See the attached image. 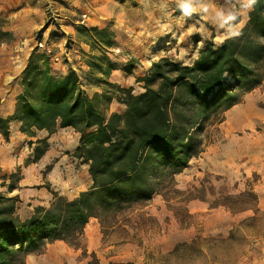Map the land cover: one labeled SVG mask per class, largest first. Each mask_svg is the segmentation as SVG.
Listing matches in <instances>:
<instances>
[{
  "label": "rangeland",
  "instance_id": "rangeland-1",
  "mask_svg": "<svg viewBox=\"0 0 264 264\" xmlns=\"http://www.w3.org/2000/svg\"><path fill=\"white\" fill-rule=\"evenodd\" d=\"M153 1L110 0L111 6H98L100 8L96 9L98 12L104 9L107 19L104 21L97 17V22H92L90 16L95 15L92 7L75 6L68 0H52L54 5L44 6L42 10L43 26L38 29L24 24L14 26V35L2 48L7 67L4 73L12 76L8 79L13 88L8 93L15 95L18 92L19 87L15 84L18 81L20 85L22 72L32 56L33 66L40 68L48 62L61 74L73 70L81 79L85 93L93 97L107 114L122 112L123 107L116 104V93L111 84L128 86L133 93H140L144 90L145 79L153 78L152 72H143L144 66L149 64L148 57H154L150 58L151 64L161 59L179 61L180 49L176 38L169 43L159 39V47L164 50L161 56L149 52L140 60L122 49L128 46L135 33L141 36L147 29H153L156 35L152 37L151 32L150 39L160 33H170V25L162 26L170 17L177 15V20L189 19V13L185 15L181 6H151ZM206 1L230 6L227 13L235 15L236 19L228 23L223 20L224 26L241 23L242 16L248 15L240 12L243 7L241 0ZM118 2L125 4L117 6ZM13 11L14 8L0 12L5 14L0 18L4 27L5 22L17 24L6 18L7 15L12 16L10 13ZM11 18L15 19L14 16ZM38 39L42 40L44 47L36 45ZM196 41L197 36L193 38V42ZM168 44L171 52L167 49ZM117 48L118 52L115 51ZM10 52L16 54L12 59L9 58ZM41 57L44 61H40ZM113 59L116 61L112 62ZM53 63H57L59 69ZM108 64L115 65L113 69L116 71L111 72V68L108 72ZM60 66L65 69H60ZM150 83L157 86L158 80ZM222 116L221 121H204L191 129L195 148L193 155L182 171L158 185L150 199L116 214L91 218L82 237L74 246L69 245L71 251L61 254L64 263L264 264V80L243 94L240 102ZM68 131L73 139L69 134L64 140L59 138L56 146L60 144V158L56 153L52 157L55 163L62 159L61 166L69 168L68 173L64 171L63 191L71 197L82 191H79V186L84 191L91 183L89 186L81 184L88 175L87 165L74 153L79 134L72 129ZM26 145L45 148L43 139H25L22 146ZM19 147L21 149V143ZM50 167L46 165L45 170L50 171ZM11 174L10 181L0 175V195L18 198L14 202L15 215L24 220L40 205L20 200L7 192L6 182L15 185L23 177L19 168ZM39 254H28L25 264H36L35 258ZM42 264L49 263L43 261Z\"/></svg>",
  "mask_w": 264,
  "mask_h": 264
},
{
  "label": "trees",
  "instance_id": "trees-1",
  "mask_svg": "<svg viewBox=\"0 0 264 264\" xmlns=\"http://www.w3.org/2000/svg\"><path fill=\"white\" fill-rule=\"evenodd\" d=\"M238 33L219 43L207 40L190 65L154 62L153 78L145 79L140 93L111 84L123 110L110 114L85 93L73 70L61 74L48 62L33 66L31 56L13 115L0 117V133L7 137L12 121L29 137L71 127L79 134L75 156L87 165L92 183L73 199L57 196L48 208L36 206L24 220L15 215L18 198L0 195V264H25L28 254L42 253L56 240L74 246L91 218L147 201L167 177L182 171L195 149L191 129L221 121L264 80V0L251 5ZM10 37L0 19V46ZM44 150L35 148L36 158ZM13 187L10 182L8 189Z\"/></svg>",
  "mask_w": 264,
  "mask_h": 264
},
{
  "label": "crops",
  "instance_id": "crops-1",
  "mask_svg": "<svg viewBox=\"0 0 264 264\" xmlns=\"http://www.w3.org/2000/svg\"><path fill=\"white\" fill-rule=\"evenodd\" d=\"M109 1L110 0H85L83 3L82 0H68V2L73 3L75 6L83 5L92 7L91 10L96 15L95 16L93 14L90 16V20L92 22H97V17L101 18V20L107 19V15L103 14L105 12L104 9L102 12H98L96 9H99L102 6H111ZM205 1L206 0H187V2L191 5V10L188 14V20H185L184 17L182 20H177L178 18L175 17L177 15L170 17L171 19L164 20V24L162 26L167 27V25H170V33H160L156 38L154 37L152 39L149 38L151 32H153L152 37L156 35L153 29H147V32L141 36L138 33H135L130 38L128 46L122 48L123 51H125L131 57H135L140 60L142 59L143 55H146V53L149 52H155L153 55L161 56V52H164V50L162 47H159V39L163 38V40H166V43L167 41L169 43L171 39L176 38L179 42L180 52L177 55V57H179V61H175L188 65L192 64L198 52L203 48L207 40H212L215 43H219L228 37L234 36L231 35L230 32H238L242 26L240 24L246 21L248 18V15H243L241 18V23L237 22L232 27L224 26L222 22V16L218 15V13L229 15L227 12H229L230 6L214 5L208 1ZM241 1L243 2V7L240 9V12L243 11V13L245 12V14H248V12L251 10V6L246 7L248 0ZM183 2L184 0H155L150 5L165 6L168 8L169 6H181ZM52 3V0H0V12L14 8L15 11L10 14H13L12 16H14L15 19L11 18V15L9 17L7 15L6 18H10L11 20L17 22L15 25H12V23L9 25L8 22H5L4 28L8 30L11 35H14V26H18V24H24L28 27H35L38 29L39 27L43 26L44 15L42 10H44V6H53L54 4ZM124 4L125 2H118L117 6H124ZM3 15L5 14L1 13L0 18H3ZM105 25L106 24L103 26ZM196 36L197 41L195 43L193 42V38ZM7 43L8 42H5L0 46V117L3 118L13 115L16 107V95L22 91V86L19 85L17 81L15 86L19 87L18 92H16L15 95L12 92L8 93V90L10 89L12 91L13 87L10 86L11 81L8 79V77L12 78V76L6 75L4 73V71L7 70V67L6 63H4L6 56L2 48H4L5 44ZM169 45L170 44L167 45V49H169ZM86 46L88 48V45ZM68 50L69 49H67V51ZM171 51L172 50L169 49V52ZM87 53L90 52L88 51ZM15 55L16 54H14V52H10L9 58L12 59ZM150 58L153 59L154 57L150 56ZM150 58L148 57L147 63L149 64H146L148 66H144L143 72L150 71L149 69L152 65ZM111 61L114 62L116 59ZM142 63L144 62L142 61ZM53 64L59 69L57 63ZM118 66L119 65H117V67ZM60 69L64 70L65 68L64 66H60ZM113 71H116V69H111V72ZM121 87H124V85H121ZM127 87L128 86H126V88ZM15 89L16 88H14V90ZM116 104L119 103L117 102ZM10 125L11 126H9V134L7 137L0 133V175L4 176L6 181H10L9 175L19 168L23 173V177L19 179L11 191L8 189V184L10 182H6L7 184H4V187L7 188V192L9 194L18 196L20 200L35 203L44 208H48L57 196H66L69 200L76 197V195L69 197L68 193L63 191V187L65 185V181H63V175L65 174L64 171H67V173L69 172L68 166L67 168L62 167V159L55 163V158H53L54 153H56L58 157L60 156V144L58 143L56 146L58 139L61 138V140H64L68 136L67 134L71 136V133L68 130L72 128H61L52 133H49L47 130H37L35 136L29 137L19 130L18 121H12ZM25 139H33V141L42 139L44 140L45 150L39 158H36L35 156V148H31L28 145H26V147L22 146V141ZM72 139L73 138L71 136V140ZM19 143H21V149H19ZM75 148L76 145L73 147V149ZM28 158H31L30 161H26ZM46 165H51L50 171L45 170ZM68 178V180H70L71 176ZM90 183H92V181L88 174L85 179L81 181V184L84 186H89ZM78 189L79 191H83L81 186H79ZM70 249L71 247L63 241L56 240L50 242L47 244L43 253L36 255L35 262L36 264H42L43 261H47L49 264H70L69 262L64 263L62 256L65 254V252L71 251Z\"/></svg>",
  "mask_w": 264,
  "mask_h": 264
},
{
  "label": "clouds",
  "instance_id": "clouds-1",
  "mask_svg": "<svg viewBox=\"0 0 264 264\" xmlns=\"http://www.w3.org/2000/svg\"><path fill=\"white\" fill-rule=\"evenodd\" d=\"M255 2V0H248V4L246 5V7H250L251 4H253ZM182 10L184 12L185 15H187L190 10H191V5L187 2V0H184L183 4L181 5ZM218 15L222 16V19L224 20L225 23L231 22L233 20L236 19L235 15H224L223 13H218ZM231 35H239L238 32H230Z\"/></svg>",
  "mask_w": 264,
  "mask_h": 264
},
{
  "label": "built area",
  "instance_id": "built-area-1",
  "mask_svg": "<svg viewBox=\"0 0 264 264\" xmlns=\"http://www.w3.org/2000/svg\"><path fill=\"white\" fill-rule=\"evenodd\" d=\"M36 45L39 46V47H44V44L42 43V40H41V39H38V40H37ZM115 51L118 52L119 49L117 48ZM55 59L57 60L56 57H55Z\"/></svg>",
  "mask_w": 264,
  "mask_h": 264
}]
</instances>
